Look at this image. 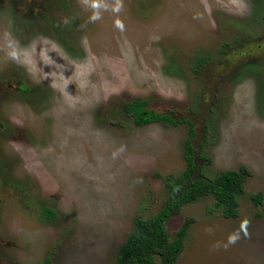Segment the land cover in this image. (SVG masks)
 <instances>
[{"label":"rangeland","instance_id":"374dc122","mask_svg":"<svg viewBox=\"0 0 264 264\" xmlns=\"http://www.w3.org/2000/svg\"><path fill=\"white\" fill-rule=\"evenodd\" d=\"M135 98L193 121L205 176L250 171L236 217L206 194L168 218L174 264H264V0H0V264H116L186 167L187 124Z\"/></svg>","mask_w":264,"mask_h":264},{"label":"trees","instance_id":"16d2710c","mask_svg":"<svg viewBox=\"0 0 264 264\" xmlns=\"http://www.w3.org/2000/svg\"><path fill=\"white\" fill-rule=\"evenodd\" d=\"M198 63V62H197ZM196 64V63H195ZM200 64H196L199 68ZM124 108L133 115L137 124L161 122L163 124H187V136L184 141V155L186 167L173 178L167 177V198L154 216L134 219V226L119 245L116 264H174L184 247V239L189 230L191 219L186 218L181 226L171 235L166 229L168 218L177 213L181 207L193 202L206 194L215 197L214 207L221 210L226 217L238 215V200L245 192V183L250 176L246 166L237 169L219 171L213 177L205 176L201 165L196 159L208 160L199 150L195 151L193 138L195 136L194 123L188 117H179L178 112L157 111L149 106L146 99L135 98L125 102ZM256 203L261 201V194H252ZM46 215L55 216V212L46 207ZM209 210L212 208L209 207ZM34 264H52L49 258Z\"/></svg>","mask_w":264,"mask_h":264},{"label":"clouds","instance_id":"9594fccd","mask_svg":"<svg viewBox=\"0 0 264 264\" xmlns=\"http://www.w3.org/2000/svg\"><path fill=\"white\" fill-rule=\"evenodd\" d=\"M246 224H247L246 221H245L244 223H242V224H241V229L246 228ZM235 239H236V236H230V237H229V241H230V242H234Z\"/></svg>","mask_w":264,"mask_h":264}]
</instances>
